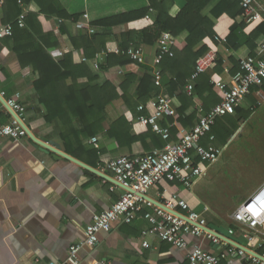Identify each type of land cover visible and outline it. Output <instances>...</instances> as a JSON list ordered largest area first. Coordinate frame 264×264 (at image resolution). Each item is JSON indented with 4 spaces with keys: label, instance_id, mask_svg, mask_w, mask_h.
<instances>
[{
    "label": "crops",
    "instance_id": "1",
    "mask_svg": "<svg viewBox=\"0 0 264 264\" xmlns=\"http://www.w3.org/2000/svg\"><path fill=\"white\" fill-rule=\"evenodd\" d=\"M57 1L68 14L80 15V19L64 21L57 17H48L40 12L39 6L34 1H31L25 3V27H27L23 29L17 26V20L24 12L17 1L7 0L4 4H0V29L8 25L14 27L11 37L0 39V94L6 103L15 99L25 108L21 119L38 140L57 147L66 155L115 180L114 174L107 167L111 159L125 155H141L155 150L161 151L166 145L160 148L151 139L142 140L141 138L149 132V128L138 123L140 115L138 109L129 111L122 101H116L107 108L105 129L108 131L116 120L124 117L131 127V136L140 139L130 145L128 141L127 145L120 147L114 138L100 133L93 137L98 139L99 148L91 142L92 138H83L82 141H73L70 151H67L63 145L58 125L47 121L48 111L41 103L36 88V82L41 73L38 66L39 63L43 64L44 58L41 54L34 52L35 43L43 46L46 43L47 53L55 62H60L66 54L71 52L75 62H83V58L86 57L82 49L75 48L73 37H77L81 31L93 34L90 33L93 23L100 20L148 8L151 0ZM222 1L214 0L203 12V15L208 16L215 24L216 35L213 41L205 40L196 50L207 44L208 52L215 54L217 60L223 59L227 62L231 57L240 60L251 55L246 47L235 51L227 46V42L216 41V38L227 39L234 25V20L227 15L219 18L212 15V10ZM255 2L256 6L264 12V0H255ZM185 4L184 0H174L172 16H176ZM33 16L37 17L36 20ZM155 16V12L151 11L147 21L153 22ZM242 21L241 16L237 17V24ZM261 24L264 23L247 24L246 33H251ZM126 28V26H119L111 29L110 32L119 34L125 32ZM184 39L185 35H182L179 41L183 42ZM32 45H34L33 48ZM157 47V44L153 47H141L146 59L143 65L145 68L152 69L153 72ZM109 49L112 51L111 54L120 52L118 43L109 41L106 49L97 53L94 60L86 58L87 62L83 63H90L92 70L97 72V67L94 66L97 57L101 58ZM61 53L63 55H60ZM215 66L206 73L210 75L211 82L216 80L230 84L233 77L230 76L228 69L221 74H216ZM107 79L115 83L120 82L115 71L101 74L98 82L104 83ZM87 83V78H80L76 87L86 86ZM59 88H63L60 87V83ZM160 95L168 96L165 92ZM259 98L264 99V85L252 92L239 106L249 109L247 106L250 105L253 108L255 106L253 100L259 106ZM199 102L207 106L200 98L197 103ZM179 104L181 106L180 102ZM193 108L188 112L192 113ZM151 113L150 109L144 112L147 115ZM236 114L232 116L235 117ZM252 115L250 119L253 118ZM173 120L172 125L177 134L176 140L172 141V127L170 143L178 141L180 128L189 129L179 121V117ZM248 120L241 119L239 129L227 140L224 147L218 148L221 150V155L215 163L225 160L224 156L230 149L229 144L239 137ZM13 121L14 118L0 101V126L10 125ZM241 122L245 123L244 126H240ZM78 127L80 126L77 125ZM214 138L216 139L215 136ZM203 142L207 146L213 144L209 137L204 138ZM256 161V164L246 166L248 174L255 172V175L253 183L244 191L248 192L245 196L251 195L264 182V157L260 158L259 163ZM215 163L204 166L205 172L190 188L179 182H165L157 184L148 196L159 202L162 199H173V194L178 195L188 202L192 210L202 214L207 219L208 225L228 228L233 223L231 219L233 213L228 219L223 218L219 213L216 214V211L210 216L208 214L210 212L209 203L193 190ZM240 171L247 175V171ZM123 194L124 189L110 180L88 173L81 166L65 158H57L53 153H45L29 136L18 142L11 138L0 137V264L66 262L70 247L84 241L86 227L91 224L93 215L109 210ZM177 211L185 214L179 208ZM149 229L150 224L144 219L143 213H140L131 224H118L110 232H101L95 248L85 247L79 252L81 264H97L102 261L110 264H187V250L174 248L154 235L145 236L144 233ZM244 233H246L244 228H240L236 233V237L242 241L243 246L263 255L264 230L251 241L245 238ZM187 241L190 247L200 246L214 254H221L225 251L223 246L215 245L204 237L188 236ZM144 242H148L150 247L145 248ZM221 264L261 263L255 262L248 255L235 254L224 258Z\"/></svg>",
    "mask_w": 264,
    "mask_h": 264
},
{
    "label": "trees",
    "instance_id": "2",
    "mask_svg": "<svg viewBox=\"0 0 264 264\" xmlns=\"http://www.w3.org/2000/svg\"><path fill=\"white\" fill-rule=\"evenodd\" d=\"M23 1L25 3L34 1L39 6L40 12L48 17H57L64 21H78L81 17L68 14L57 0ZM184 1L186 3L184 8L176 16L171 14L174 0H151L148 8L93 23V34H89L88 31L79 32L72 41L75 48L82 49L84 56L89 60H94L97 53L105 50L109 41H116L119 45V54H106L104 61L97 67V72L92 70L90 63L75 62L72 52L66 54L60 62H55L47 53L46 43L45 46L35 43L34 52L44 58L43 64L39 63L38 66L41 73L36 88L41 103L48 111L47 121L58 125L67 151H70L73 141L93 138L100 133L114 138L120 147L127 145L128 141L130 145L140 139L131 136V127L124 117L116 120L108 131L105 129L107 108L116 101H122L127 110L136 111L140 105H146L153 97L165 92L169 97L177 100L179 121L190 129L197 119L195 110L192 113L188 112L195 107V97L205 102L206 111L223 100V93L211 84V77L207 74L200 76L196 81L195 96L189 97L185 92L197 60L209 50L207 44L198 50L196 48L205 40L213 41L216 32L213 21L203 15L205 9L214 0ZM151 11L156 15L153 22L147 21ZM242 13L239 0H223L212 10L214 17L227 15L234 20L227 37V46L235 51L246 47L252 56H256L258 45L264 41V24L248 34L245 31L247 24L244 21L236 23L237 17ZM33 18L36 20L37 17L33 16ZM119 26H126V31L119 34L110 32L111 29ZM164 34H169L175 40V44L172 48L173 55H164L162 58L159 65L162 73L161 84L157 86L153 70L133 60L128 51L133 47H153ZM182 35H185V39L180 42L179 38ZM226 69L230 76L235 77L242 72L240 60L235 57L229 58L227 62L223 59L217 60L214 72L221 74ZM113 71L117 72L119 83L109 79L104 83L98 82L101 74ZM83 77L88 79L87 85L76 87L78 80ZM59 83L63 88H59ZM257 89L258 87H253L251 93ZM253 103L255 105L253 108L237 107L236 113L239 119L228 115L216 122L211 133L216 137L213 141L214 146L222 148L226 145L227 140L239 129V121L248 120L256 111L258 105L254 100ZM173 122V118L170 117L162 124L166 126ZM77 125L80 127L77 128ZM176 134L177 131L173 127L172 141L176 140ZM141 139H151L160 148L170 143L165 140L164 142L162 137L151 128ZM201 144L207 146L204 142Z\"/></svg>",
    "mask_w": 264,
    "mask_h": 264
},
{
    "label": "built area",
    "instance_id": "3",
    "mask_svg": "<svg viewBox=\"0 0 264 264\" xmlns=\"http://www.w3.org/2000/svg\"><path fill=\"white\" fill-rule=\"evenodd\" d=\"M7 0H0L4 4ZM18 5L24 10L17 20V26L25 27V2L16 0ZM243 9L241 18L247 24L264 23V12L256 6L255 0H239ZM149 19V16H147ZM13 25H8L0 29V39L13 35ZM90 33H94L93 29ZM217 42L226 43L227 39L216 38ZM175 40L164 34L157 42V54L154 60V77L156 85L160 86L162 73L159 65L164 55H173L172 48ZM112 51L106 50L104 56L97 57L94 66L98 67L104 61L106 54ZM131 58L140 64H145V52L143 48H131L128 51ZM60 55H63L61 53ZM83 62H87L83 58ZM217 62L215 54L208 52L200 57L195 65L194 72L186 85L185 92L189 97L195 96V85L198 78L211 70ZM242 72L232 78L230 84L222 81L212 80V85L217 87L224 95L223 100L206 111L202 103H197L195 97L194 110L197 115L196 122L191 129L180 128L179 139L176 143H167L163 150L152 151L136 156H118L108 163V169L114 174L115 180L124 188V194L107 211L93 215L92 222L86 227L85 239L79 244H74L69 249V256L64 263L58 264H81L79 252L83 248L93 249L99 242L101 232H110L118 224L133 223L140 213L150 224V229L144 235H154L161 241L169 243L177 249L187 250V264H221V261L230 255H248L255 262L264 264L263 261L244 251L224 242L215 236L214 230L204 231L208 227L207 219L200 213L191 209L188 202L173 194V199L160 200L165 206L160 208L150 202L148 193L157 184L165 182H179L190 188L198 180L204 171V166L215 163L221 150L213 144L205 147L202 140L211 135L212 129L219 119L228 115H234L237 107L251 94L253 87H261L264 84V41L261 43L256 56L248 55L240 59ZM8 106L17 114L19 118L24 114L25 108L15 99L7 102ZM178 102L167 95L153 97L146 105L138 107V123L144 127L151 128L153 132L159 134L163 140H170V130L172 124L163 126L162 122L168 117L177 118ZM150 109V115L144 112ZM22 120V119H21ZM0 137L11 138L18 142L28 137L27 132L14 119L10 125L0 126ZM91 142L99 148L98 139L92 138ZM181 209L184 213L177 211ZM177 212V213H176ZM182 214L187 219L181 218ZM232 221L228 227L230 235L236 237L237 230L244 228V236L251 241L258 233L264 230V182L250 195L232 215ZM196 224V225H195ZM204 237L212 241L215 245H221L225 251L221 254H214L206 251L200 246L190 247L187 237ZM237 238V237H236ZM144 247L149 248L150 244L144 242ZM264 256V254L262 255ZM97 264H110L102 261Z\"/></svg>",
    "mask_w": 264,
    "mask_h": 264
},
{
    "label": "rangeland",
    "instance_id": "4",
    "mask_svg": "<svg viewBox=\"0 0 264 264\" xmlns=\"http://www.w3.org/2000/svg\"><path fill=\"white\" fill-rule=\"evenodd\" d=\"M259 103L253 118H249L239 137L229 144L225 160L210 167L206 176L193 188L196 194L209 203L210 216L216 211V214L228 219L246 202L248 195H245L248 192L244 191L253 183L255 175V172L248 174L246 166L256 164V159L259 163L260 158L264 157L261 154L264 153V99L259 98ZM235 117L239 118L237 114ZM244 124L241 122L240 126ZM240 170L247 171V175L240 173Z\"/></svg>",
    "mask_w": 264,
    "mask_h": 264
},
{
    "label": "water",
    "instance_id": "5",
    "mask_svg": "<svg viewBox=\"0 0 264 264\" xmlns=\"http://www.w3.org/2000/svg\"><path fill=\"white\" fill-rule=\"evenodd\" d=\"M0 101L3 103V105L6 107V109L9 111V113L12 115V117L21 125V127L27 132V135L30 137V139L36 143L38 146H40V148L45 152V153H53L57 158L62 157L65 158L71 162H74L75 164L81 166L83 169H85L88 173L91 174H95L100 176L101 178H104L106 180H110L111 182H113L114 184H116L117 186L130 191L129 189L124 188L121 184H119L116 180H113L111 178H109L108 176L101 174L100 172H98L97 170L81 163L80 161L66 155L65 153H63L60 149H58L55 146H52L48 143L42 142L40 140H38L31 132L30 130L27 128L26 124L21 120V118H19L17 116V114L7 105L5 99L1 96L0 94ZM145 199H148L150 202H152L154 205L165 209V206L163 204H161L160 202H157L155 200L149 199L146 197H144ZM177 213V212H176ZM179 215L181 218L185 219L188 221V219L182 215V214H176ZM196 225V224H195ZM204 231L208 232V231H212L214 230L215 232V236L219 237L221 240H223L224 242L229 243L230 245L236 247L237 249L244 251L246 254L252 255L255 258L261 260L264 262V256H262L259 253H255L252 252L251 250H249L248 248H246L245 246H243L242 241L232 235H230L229 230L227 227L222 226V227H216L214 225H208V227H204L203 228Z\"/></svg>",
    "mask_w": 264,
    "mask_h": 264
}]
</instances>
